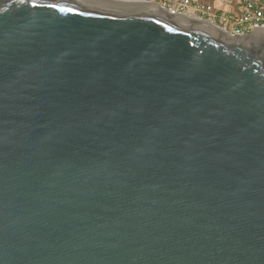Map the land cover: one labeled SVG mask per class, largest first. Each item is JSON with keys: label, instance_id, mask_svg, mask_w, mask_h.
<instances>
[{"label": "water", "instance_id": "1", "mask_svg": "<svg viewBox=\"0 0 264 264\" xmlns=\"http://www.w3.org/2000/svg\"><path fill=\"white\" fill-rule=\"evenodd\" d=\"M0 264H264V27L0 0Z\"/></svg>", "mask_w": 264, "mask_h": 264}, {"label": "built area", "instance_id": "2", "mask_svg": "<svg viewBox=\"0 0 264 264\" xmlns=\"http://www.w3.org/2000/svg\"><path fill=\"white\" fill-rule=\"evenodd\" d=\"M119 2L154 3L173 14H185L191 17L204 18L232 34H248L256 28L264 27V0H237L235 10L220 12L212 2L201 0H115ZM222 1V0H220ZM230 1L233 0H224ZM195 13H188L187 9Z\"/></svg>", "mask_w": 264, "mask_h": 264}, {"label": "rangeland", "instance_id": "3", "mask_svg": "<svg viewBox=\"0 0 264 264\" xmlns=\"http://www.w3.org/2000/svg\"><path fill=\"white\" fill-rule=\"evenodd\" d=\"M207 1L214 3L217 7H221V8H224L226 10L229 9L227 7L226 2H224V0H222V1H220V0H207ZM231 3H232V5H235L237 3V0H233ZM187 12L188 13H195L194 9H192V8H188Z\"/></svg>", "mask_w": 264, "mask_h": 264}, {"label": "crops", "instance_id": "4", "mask_svg": "<svg viewBox=\"0 0 264 264\" xmlns=\"http://www.w3.org/2000/svg\"><path fill=\"white\" fill-rule=\"evenodd\" d=\"M201 1L209 2V1H207V0H201ZM224 2H226L227 7H228L229 9L226 10V9H224V8L217 7L218 10H219L220 12H227V11H229V10H235V8H236V9L241 8V7L239 6L238 2H237L235 5H232V3H231L230 1H224Z\"/></svg>", "mask_w": 264, "mask_h": 264}]
</instances>
